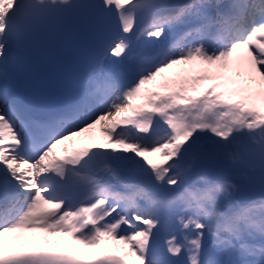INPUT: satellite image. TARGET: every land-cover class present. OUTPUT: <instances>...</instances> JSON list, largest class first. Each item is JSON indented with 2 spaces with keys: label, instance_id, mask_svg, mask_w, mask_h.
<instances>
[{
  "label": "snow or ice",
  "instance_id": "1",
  "mask_svg": "<svg viewBox=\"0 0 264 264\" xmlns=\"http://www.w3.org/2000/svg\"><path fill=\"white\" fill-rule=\"evenodd\" d=\"M0 264H264V0H0Z\"/></svg>",
  "mask_w": 264,
  "mask_h": 264
},
{
  "label": "bare ground",
  "instance_id": "2",
  "mask_svg": "<svg viewBox=\"0 0 264 264\" xmlns=\"http://www.w3.org/2000/svg\"><path fill=\"white\" fill-rule=\"evenodd\" d=\"M91 132H93V135L90 136L89 140L95 141V142H99L102 141L104 139H106V137H104V133L101 134L100 132H96L95 130H92ZM96 132V133H94ZM52 237V236H50ZM65 239H69L68 237H65ZM112 242H108V247H106V251H115V249L113 247H111Z\"/></svg>",
  "mask_w": 264,
  "mask_h": 264
},
{
  "label": "rangeland",
  "instance_id": "3",
  "mask_svg": "<svg viewBox=\"0 0 264 264\" xmlns=\"http://www.w3.org/2000/svg\"><path fill=\"white\" fill-rule=\"evenodd\" d=\"M166 74H167V73H166ZM92 130H95L96 132H100L101 134H103V133L100 131V126L97 125V126H95L93 129H90V130H88L87 132H85L84 135H81V137H86V136H87V138H88V135H93V132H91ZM94 133H95V132H94ZM104 137H105V135H104ZM74 139H77V138H74ZM152 158H155V157H152ZM53 238H54V237H49L50 240L53 239ZM108 242H110V241H108ZM108 242H107V243H108ZM118 247L126 248L127 246L125 245V246H118ZM99 249H106V247H105L104 245H101V246H99V247H97V248H95V249H91L90 251L94 252V251L99 250ZM115 250H116V249H115Z\"/></svg>",
  "mask_w": 264,
  "mask_h": 264
}]
</instances>
